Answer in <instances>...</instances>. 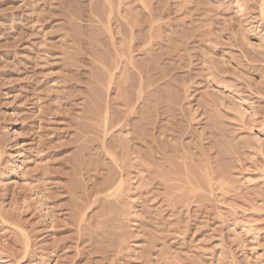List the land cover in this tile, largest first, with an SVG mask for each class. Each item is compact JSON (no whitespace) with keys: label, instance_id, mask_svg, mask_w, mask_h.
Instances as JSON below:
<instances>
[{"label":"rangeland","instance_id":"rangeland-1","mask_svg":"<svg viewBox=\"0 0 264 264\" xmlns=\"http://www.w3.org/2000/svg\"><path fill=\"white\" fill-rule=\"evenodd\" d=\"M0 264H264V0H0Z\"/></svg>","mask_w":264,"mask_h":264}]
</instances>
